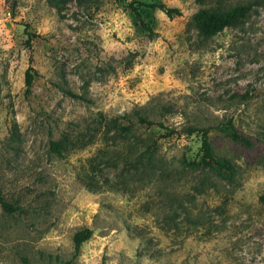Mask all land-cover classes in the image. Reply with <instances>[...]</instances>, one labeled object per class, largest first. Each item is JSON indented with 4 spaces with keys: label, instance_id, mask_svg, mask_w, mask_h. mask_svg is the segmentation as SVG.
<instances>
[{
    "label": "rangeland",
    "instance_id": "374dc122",
    "mask_svg": "<svg viewBox=\"0 0 264 264\" xmlns=\"http://www.w3.org/2000/svg\"><path fill=\"white\" fill-rule=\"evenodd\" d=\"M138 1L181 15L139 6L150 35L128 0H0V191L17 207L0 206V264H264V0ZM238 5L212 36L190 20ZM140 107L209 127L234 176L200 163L196 133L120 129ZM228 119L251 145L214 127Z\"/></svg>",
    "mask_w": 264,
    "mask_h": 264
},
{
    "label": "trees",
    "instance_id": "16d2710c",
    "mask_svg": "<svg viewBox=\"0 0 264 264\" xmlns=\"http://www.w3.org/2000/svg\"><path fill=\"white\" fill-rule=\"evenodd\" d=\"M127 6L130 9V11L133 13L138 23L141 25V27H143L150 35L153 33V31L141 19L140 14L138 12L139 6H144L151 10H158L170 19L181 15V11L178 7L167 6L161 2L143 3L138 0H128ZM247 10H248V5L234 6L228 10L219 13H212L207 9L199 8L193 14H191L190 20L196 23L200 32L204 36H212L218 33L219 31H221L224 26L230 24L238 17L243 16L247 12ZM26 34L28 36L26 42H28L30 36L32 35L29 32H26ZM34 75H35V70L31 66H28L24 71V78H23L25 94H28L30 92ZM58 87L63 94L69 97L77 98L84 101L86 100L84 96L73 92L71 89L67 88L66 86L59 85ZM150 115H151L150 111H147L146 108L140 107V108L132 109L128 113L119 115L118 117L115 118V120L117 121V119H122L126 122L125 125L119 126V128L124 131H129L130 129H132L134 125H142L147 128L157 127L158 129L163 131L162 134L160 135V137L163 138L170 137L174 134L191 135L193 133H196L200 138V146H199L200 163H203L204 165L211 167L224 178L231 179L234 176L235 174L234 165L230 163L226 158L217 157L212 153L211 146L208 140L209 127H197L194 125H185L180 129H176L175 127H168L164 125L159 120L149 118ZM214 127L220 130L221 132L227 134L232 140H235L246 146L251 145V142L249 141L248 138L239 134L234 129L230 119L221 123H217ZM60 143L61 141H50L49 143L50 149L55 153H59L61 147ZM258 202L261 205V207L264 209V192L258 195ZM0 206L4 211L8 213H12L17 210V207H13L10 203H8L4 199L3 195L1 194V191H0ZM91 233L92 231L90 228L84 227L80 230H77L73 234L72 258H75L79 254L81 244L90 237Z\"/></svg>",
    "mask_w": 264,
    "mask_h": 264
}]
</instances>
